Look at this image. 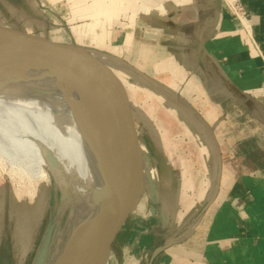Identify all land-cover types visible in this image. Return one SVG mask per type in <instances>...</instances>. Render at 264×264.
<instances>
[{
  "label": "rangeland",
  "instance_id": "374dc122",
  "mask_svg": "<svg viewBox=\"0 0 264 264\" xmlns=\"http://www.w3.org/2000/svg\"><path fill=\"white\" fill-rule=\"evenodd\" d=\"M38 1L0 0V25L62 43L72 54L73 51L88 52L95 56L94 64L90 65L110 92L133 155L138 198L132 208H124L104 264H147L152 250L167 242L173 247L188 248L194 244V220L204 200L189 207V199L199 191L189 190L184 184L190 177L198 183L204 175L180 173L179 166L184 163L187 167L194 159L179 158L178 155L180 151L195 148L197 132L207 137L211 132L217 136L224 131L231 133L237 129V119L246 121L251 117V111L238 108L232 95L223 98L220 107L217 103H221L224 95L211 93L208 86L196 81L198 79L184 75L182 71L188 72V63L181 62L176 52L185 47L170 45L164 51L162 47L147 44L129 46V40L124 41V36L116 47L108 44L110 21L113 23L110 17L125 21L124 14L102 17L99 21L104 28L95 31L98 35L102 30L105 32L103 44H98L101 38L91 42L88 35L84 45H79L73 38L67 42L59 41L60 29L90 22V17H79L70 24L66 17L61 18L48 8L49 13H42L44 6ZM217 2L209 0L208 4ZM140 35L137 29L138 40H141ZM199 86H202L200 93L195 90ZM198 117L206 123L225 118L229 124H219L212 129L199 122ZM178 137H183L184 141ZM41 165L45 175L31 174L30 180L26 175L12 174L7 162L0 165V264H33L40 248L46 244L53 249L73 230L78 211L71 188L61 186L47 164ZM29 187H35L34 191ZM19 218L20 228L17 226Z\"/></svg>",
  "mask_w": 264,
  "mask_h": 264
},
{
  "label": "crops",
  "instance_id": "0c3cea01",
  "mask_svg": "<svg viewBox=\"0 0 264 264\" xmlns=\"http://www.w3.org/2000/svg\"><path fill=\"white\" fill-rule=\"evenodd\" d=\"M39 1L42 13L50 10L70 24L90 17V22L60 29L59 41L73 38L79 45L88 35L91 42L101 38L98 44H103L105 32L95 31L104 28L99 21L124 14L125 21L110 17L108 44L116 47L124 36L129 46L147 44L164 51L170 45L185 47L176 52L181 62L188 63L184 75L198 79L211 93L224 95L221 99L232 95L238 108L251 111L246 121L237 119V129L231 133L211 132L207 137L197 132L195 148L180 151L179 158L194 160L187 167L179 166V172L204 175L198 183L190 177L184 184L199 191L189 199V207L204 200L194 220L195 241L188 248L170 243L153 264H264V0H240L248 13L243 22L226 3L212 5L209 0ZM137 29L141 40L136 38ZM73 53L86 64L95 62L88 52ZM200 88L195 90L200 93ZM223 103L224 99L217 104ZM198 120L212 129L227 122L225 118Z\"/></svg>",
  "mask_w": 264,
  "mask_h": 264
},
{
  "label": "bare ground",
  "instance_id": "6f19581e",
  "mask_svg": "<svg viewBox=\"0 0 264 264\" xmlns=\"http://www.w3.org/2000/svg\"><path fill=\"white\" fill-rule=\"evenodd\" d=\"M16 50L12 42L0 44V165L7 162L12 174L30 180L31 174L45 175V163L61 186L71 188L78 211L73 230L53 249L45 244L33 262L61 264L88 225L94 192L105 184L102 121L99 107L69 76L58 77L40 59L11 57Z\"/></svg>",
  "mask_w": 264,
  "mask_h": 264
},
{
  "label": "water",
  "instance_id": "95a60500",
  "mask_svg": "<svg viewBox=\"0 0 264 264\" xmlns=\"http://www.w3.org/2000/svg\"><path fill=\"white\" fill-rule=\"evenodd\" d=\"M2 41H9L17 46L11 57L40 59L45 62L44 66L58 77L69 76L80 89L86 91L88 99L91 98L99 107L105 143V184L102 189L94 192L93 213L88 225L61 264H104L124 208H132L138 198L133 155L110 92L90 63L86 64L81 58L67 51L62 47L66 45L62 43L0 25V44ZM70 101L80 113L78 103L72 97ZM170 243L156 246L147 264H153L155 258Z\"/></svg>",
  "mask_w": 264,
  "mask_h": 264
},
{
  "label": "built area",
  "instance_id": "2783aa9c",
  "mask_svg": "<svg viewBox=\"0 0 264 264\" xmlns=\"http://www.w3.org/2000/svg\"><path fill=\"white\" fill-rule=\"evenodd\" d=\"M218 2L226 3L229 6L233 16L239 21L243 22L248 20V13L244 9L240 0H218Z\"/></svg>",
  "mask_w": 264,
  "mask_h": 264
}]
</instances>
